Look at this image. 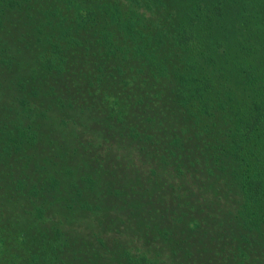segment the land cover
Masks as SVG:
<instances>
[{
	"label": "rangeland",
	"instance_id": "obj_1",
	"mask_svg": "<svg viewBox=\"0 0 264 264\" xmlns=\"http://www.w3.org/2000/svg\"><path fill=\"white\" fill-rule=\"evenodd\" d=\"M194 1L0 0V237L32 256L27 263L135 264L143 254L149 264H264V226L247 229L236 218L232 175L188 176L182 164L176 176L175 164L158 160L167 144L147 146L119 127L121 118L141 120L164 137L176 129L185 147L178 155L201 165L207 155L198 147L211 139L202 130H228L229 119L220 124L211 114L200 123L176 97L182 87L173 72L186 55L175 36ZM116 10L121 22L113 19ZM63 20L85 25L80 39L97 41L107 54L97 60L85 43L69 48L90 74L46 66L50 36ZM99 31L111 32L116 46L110 49ZM95 60L104 69L119 62L120 77H135L144 102L130 91L110 96L96 81ZM157 62L163 71L152 68ZM116 97L124 99L112 104ZM122 104L126 116L109 108ZM9 230L23 231L26 242Z\"/></svg>",
	"mask_w": 264,
	"mask_h": 264
},
{
	"label": "trees",
	"instance_id": "obj_2",
	"mask_svg": "<svg viewBox=\"0 0 264 264\" xmlns=\"http://www.w3.org/2000/svg\"><path fill=\"white\" fill-rule=\"evenodd\" d=\"M191 7L192 9L185 14L177 28L175 36L186 55L184 59H181V66L176 67L173 72L174 79L182 87L177 91L176 97L186 106L191 117L199 120L200 123L203 116L211 117V114L212 117L217 115L216 122L229 119L228 130L219 131L216 134L211 127L202 130L206 132V138L211 139L206 143L205 138H202V147H198L201 154L207 155L201 165L198 164V159L187 162L188 157L182 159L178 155V150L185 147L179 145L183 142L184 136L176 129L164 137L159 132L145 130L141 120L130 123L121 118L122 124L119 127H129L128 135L135 137L137 142L142 140L143 143H147V146L152 143L156 144L154 145L156 149H163L161 144H157H167L163 153H161L162 150L155 153L158 160L163 159L167 165L175 164L172 170L175 171L176 176L180 174V171L183 172L182 164L190 169H186L188 176L200 175L205 171L208 174V170H211L213 178L214 174L217 177L221 173H228L229 177L232 175L231 183L240 197L238 209L235 211L236 218L247 229L258 228L264 226V0H209L208 3L196 0ZM105 10L110 11L109 6ZM112 15L113 19L116 18L117 22H121L117 10ZM92 24L95 26L94 23ZM57 27L60 31L50 36L53 51L44 59L47 67L55 69L61 64L67 66V69L78 67L76 54H79V51L69 48L82 43L92 48L89 56L92 54L93 57H97V60L101 55H107L104 51L99 52L100 45L97 41L88 44V38L80 39V30L84 29L85 25L71 24L69 20L64 23L63 20L57 23ZM100 31L97 35L109 41L107 45L110 49L116 46V42L109 39L111 32ZM95 35V32L92 33V37ZM64 36L68 39L64 40ZM190 52L194 55L191 54L193 60H190ZM81 62L84 64L86 57H83ZM86 64L84 69L79 66L77 72L80 73L83 70L82 74L85 72L90 74ZM101 64L103 65L97 61L99 66L95 78L96 81L109 86L110 96L117 90H120L122 94L130 91L134 94L131 97H137L139 103L144 102L145 95L137 89L141 85L134 84L135 77L130 74L120 77L122 68L119 62L106 69ZM160 64L162 63H159L158 67H149L163 71ZM123 82H125L124 85ZM122 99L124 98L116 97L112 104H118ZM125 106L126 104H122L121 107L109 108L114 109L117 114H121L123 109L126 116ZM113 113L108 111L110 117H113ZM145 115L149 120L152 119L148 113ZM180 115L188 120V114L185 117L182 113ZM216 122L214 121V124H217ZM205 125L204 122L202 127ZM166 139L169 141L166 142ZM19 140L22 139L18 138V142ZM210 142L212 143L209 144ZM143 145H140V149L144 148ZM212 148L219 149L220 154L212 155L210 153ZM165 150H167L166 153ZM147 152L155 155L149 149ZM10 233L17 243L26 242L22 237L23 231L20 234H14L12 231ZM20 248L21 246L14 249L8 244V240L0 237V264H31L27 262L32 256L20 255ZM140 255L134 260L135 264H149V259H146L143 254Z\"/></svg>",
	"mask_w": 264,
	"mask_h": 264
}]
</instances>
